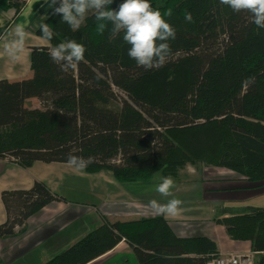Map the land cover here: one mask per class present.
I'll use <instances>...</instances> for the list:
<instances>
[{"label":"trees","instance_id":"1","mask_svg":"<svg viewBox=\"0 0 264 264\" xmlns=\"http://www.w3.org/2000/svg\"><path fill=\"white\" fill-rule=\"evenodd\" d=\"M25 2L0 0V8L16 16ZM151 3L173 10L166 19L176 38L169 41V61L149 70L128 56L123 32L110 39L111 24L100 34L89 14L72 31L52 11L45 22L54 37L47 46L31 47L32 76L0 79V159L28 167L34 161L68 163L71 153L91 158L86 172L110 170L125 185L148 182L154 174L174 178L187 165L223 167L264 190V29L219 0ZM186 12L193 22L185 20ZM39 25L34 32L42 36ZM67 39L83 43L86 52L76 69L63 72L49 46ZM29 97L40 106L26 105ZM0 198L6 211L1 239L22 233L15 226L61 196L36 180L28 189L3 190ZM214 221L231 239L249 241L254 264H264V207ZM166 222L162 215L104 218L43 264H86L122 239L133 246L136 264H208L219 256L211 238L177 236Z\"/></svg>","mask_w":264,"mask_h":264},{"label":"crops","instance_id":"2","mask_svg":"<svg viewBox=\"0 0 264 264\" xmlns=\"http://www.w3.org/2000/svg\"><path fill=\"white\" fill-rule=\"evenodd\" d=\"M52 11L46 0H26L16 16L12 9L5 11L0 8V79L15 81L32 76L31 47L49 45L42 36L35 34L34 29L41 23V16H49ZM18 24L24 26L28 38L19 58L12 59L4 45L12 38L13 29ZM25 104L40 106L34 97L27 98ZM228 171L223 167L198 170L190 165L179 170L173 178V196L180 199L182 205L177 215L164 218L177 236L211 238L219 255L251 253L249 241L231 239L224 226L214 219L264 207V203L255 200L262 196L264 190ZM154 176L145 184L125 185L119 183L110 170L89 173L69 163L43 161L21 167L11 159H0V193L3 190L28 189L38 180L61 196L29 216L23 225L15 226L16 233L24 228L22 233L0 239V264H43L101 225L104 218L140 219L160 215L150 201L155 199L166 203L171 197H162L155 190L162 178L159 176L153 183ZM69 181L74 185H65ZM65 187L74 188L79 194L68 199ZM227 201H242L244 205L223 208L222 203ZM5 220L6 211L0 198V224ZM136 263L133 246L122 239L112 249L86 264Z\"/></svg>","mask_w":264,"mask_h":264},{"label":"clouds","instance_id":"3","mask_svg":"<svg viewBox=\"0 0 264 264\" xmlns=\"http://www.w3.org/2000/svg\"><path fill=\"white\" fill-rule=\"evenodd\" d=\"M48 8L53 14L61 15L62 21L69 25L72 31H77L84 24L89 14L94 15L97 21L96 30L103 34L111 24L110 39L123 32V41L130 45L128 56L135 60L137 66L145 70L164 66L172 56L170 40H175L176 29L166 17L173 15L168 8L162 12L154 8L151 0H122L118 8L110 7L113 0H46ZM234 12H247L250 20L257 28L264 29V0H219ZM185 20L193 22L191 12L185 13ZM47 14L41 16L39 25L45 40L51 41L53 30L45 21ZM12 38L4 45L5 51L12 59H18L25 47L27 33L23 25H16ZM86 46L75 39H67L55 46H49V56L61 71L68 72L76 69L77 65L85 59ZM69 165L84 169L91 158H83L69 153ZM175 180L171 176L162 178L156 186V191L162 197H171L166 203L155 199L151 206L158 214L168 217L179 213L182 201L173 196Z\"/></svg>","mask_w":264,"mask_h":264},{"label":"built area","instance_id":"4","mask_svg":"<svg viewBox=\"0 0 264 264\" xmlns=\"http://www.w3.org/2000/svg\"><path fill=\"white\" fill-rule=\"evenodd\" d=\"M253 252L230 253L213 257L208 264H254Z\"/></svg>","mask_w":264,"mask_h":264},{"label":"rangeland","instance_id":"5","mask_svg":"<svg viewBox=\"0 0 264 264\" xmlns=\"http://www.w3.org/2000/svg\"><path fill=\"white\" fill-rule=\"evenodd\" d=\"M116 91H117V93H119L120 95H122V93H121L120 91H118V90H116ZM226 169H227V168H226ZM228 170H229V169H228ZM228 172H230V170H229ZM158 178H160L159 175L155 174L154 179H153V180H155V181H152V182L155 183L156 180H157ZM69 180H70V179H69ZM143 184H145V182H144ZM65 185H70V186H71V185H74V184H73V182L69 181V182L66 183ZM71 192H74V194L71 193ZM65 194H66V197H67L68 199H70V198H72V197H76L75 194H79V193H78V192L76 191V189H74V188L69 189V188H66V187H65ZM79 197H81V196H79ZM255 200H256L257 202L264 203V193H262V196L256 198ZM243 203H244V202H242V201H227V202L222 203V207H223V208L226 207V208H229V209H230V207L237 208L238 206H243V205H244ZM228 254H230V253H228ZM253 255H254V254H253Z\"/></svg>","mask_w":264,"mask_h":264}]
</instances>
